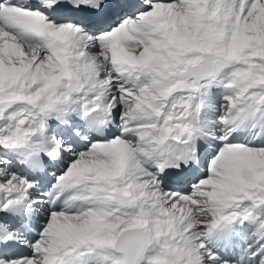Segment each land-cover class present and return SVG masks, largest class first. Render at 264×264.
<instances>
[{
    "label": "snow or ice",
    "instance_id": "snow-or-ice-1",
    "mask_svg": "<svg viewBox=\"0 0 264 264\" xmlns=\"http://www.w3.org/2000/svg\"><path fill=\"white\" fill-rule=\"evenodd\" d=\"M0 264H264V0H0Z\"/></svg>",
    "mask_w": 264,
    "mask_h": 264
}]
</instances>
